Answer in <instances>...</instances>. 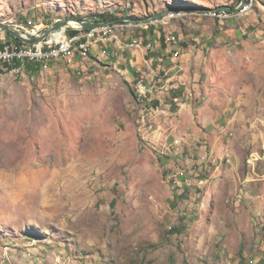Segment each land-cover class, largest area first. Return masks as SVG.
Returning a JSON list of instances; mask_svg holds the SVG:
<instances>
[{
  "label": "rangeland",
  "instance_id": "obj_1",
  "mask_svg": "<svg viewBox=\"0 0 264 264\" xmlns=\"http://www.w3.org/2000/svg\"><path fill=\"white\" fill-rule=\"evenodd\" d=\"M238 4L0 0V22L45 29L112 15L141 24L118 27L109 56L62 59L42 64L31 81L0 82V264H264V0L223 23L190 14ZM179 9L188 15L165 19ZM228 26L238 37L219 34ZM213 33L229 45L226 55L240 58L233 71L219 69L220 80L199 68L198 83L222 88L232 108L224 115L239 123L224 131L230 162L217 171L209 148L200 155L201 142L168 146L184 133L172 101L182 94L157 74L165 36L201 49ZM133 38L154 49H126ZM141 79L154 86L148 100L136 97ZM208 100L195 97L193 109ZM172 172L188 180L176 187Z\"/></svg>",
  "mask_w": 264,
  "mask_h": 264
},
{
  "label": "built area",
  "instance_id": "obj_2",
  "mask_svg": "<svg viewBox=\"0 0 264 264\" xmlns=\"http://www.w3.org/2000/svg\"><path fill=\"white\" fill-rule=\"evenodd\" d=\"M256 2L257 0H245V3L240 6L238 12L235 14L224 11L197 12L190 14H194L199 18H213L219 23H223L232 18L242 17L249 14ZM186 15H188L186 11L179 9L167 12L165 19L167 21H172L184 18ZM93 21H96V18ZM0 24L13 27V29L24 37L28 35L38 36L43 29V24L33 23L32 20L13 23L0 22ZM139 26H141L140 23L128 18L115 23L103 24L99 27L88 30H77L75 34H69L65 29L58 40L52 39L51 35L44 41L34 45H26L23 43L17 45L12 40V37H9L7 33L0 30V82L7 77L19 83L33 80L35 73L40 69L37 72H30L27 69L28 64H38L40 68L42 64L56 62L62 59L72 62L74 59L76 60V58H84L93 53L109 56V49L112 46L113 40L116 39V42L118 41V36L115 33L117 28L119 27L129 30ZM177 41V37L174 34L165 36L163 39V43L166 46L176 44ZM125 48L132 51L145 52L153 50L154 46L151 43L142 46L141 42H138L137 39L133 38L130 44H125ZM143 60L144 65L149 69L151 59L144 58ZM158 60L161 61V59ZM157 66V74L162 75L163 73L162 77L168 76L169 78V70L161 67L159 63ZM160 68H162V70ZM151 73L153 74V71H151ZM77 74H80V72L78 71ZM153 87L154 86L149 85L148 82H145L144 79H141L136 84V97H139L142 100H148V94ZM172 101L178 106V110L183 108L184 103L181 102L179 98L173 97ZM152 117L155 118L156 116L152 115ZM141 120L143 122L145 118L142 116ZM180 142L181 139H175L173 145L170 144L168 146L178 151L176 145L180 144ZM222 161H225L226 163L230 162L228 158H225ZM181 175L182 174H179L178 172H172L169 176L176 187H179L183 182L186 183L188 180L186 176L184 178L180 177ZM205 182L206 181L200 180V184H204ZM260 231L262 240H264V220L261 221Z\"/></svg>",
  "mask_w": 264,
  "mask_h": 264
},
{
  "label": "crops",
  "instance_id": "obj_3",
  "mask_svg": "<svg viewBox=\"0 0 264 264\" xmlns=\"http://www.w3.org/2000/svg\"><path fill=\"white\" fill-rule=\"evenodd\" d=\"M221 28L223 32L220 31L221 33H218L228 35L231 39L239 35L238 30H234L231 26H228V28ZM8 36L11 37L9 34ZM217 36L218 34L216 33L213 41L209 42V44L211 43V47L208 48H205V44H203L202 48L199 49L198 45L196 46L194 44L192 46L177 38L178 41L176 44L170 46L162 44L163 46H161V49L157 50L158 53H161L160 55L162 58L160 57V59L164 63L163 68L165 69L168 64L170 65L167 68V70H169V78L167 79V82L170 84L169 87L182 94V98L180 97V99L184 103V106L180 109L182 113L180 133L184 132L182 134L191 136V138H187L180 134L181 137L175 139H181V141L183 140V142L187 144L190 141L201 142L203 144V146L200 147L201 156L207 154L204 149L209 148L211 153L215 155V164L217 160V166L215 167L216 171L220 170L222 160L231 155L230 144H228L230 141L226 142L223 137L224 131L232 129L233 126L231 125L236 122V114H233L231 118L224 115V112L232 110V108L230 107L231 102L222 95V88L210 87L208 82L202 84L198 83L200 78L199 68L200 66H204L203 73L207 78L214 75L217 80H220L221 75L219 69L227 67L229 71H233L240 61V58H236V55H226V53H224L225 50L223 49L227 48L229 45L226 44L223 37ZM212 42L214 43L212 44ZM242 45L247 50V42L243 41ZM205 52L208 54L207 57L204 55ZM153 56H157V53H154ZM141 58L144 59L143 55ZM243 60L245 61V58H243ZM245 71H247V62H245ZM151 74L146 75V77H151ZM228 75L231 76L232 73ZM201 95L209 98V100L199 104L193 109V99L195 100V97ZM183 99H185V101H183ZM196 126H199V128ZM236 126H239L238 122H236ZM188 131H192V134L188 133ZM213 133L221 134L214 138ZM211 139L216 147H214L213 144L211 146ZM171 145H173V142ZM207 155H209V152Z\"/></svg>",
  "mask_w": 264,
  "mask_h": 264
},
{
  "label": "water",
  "instance_id": "obj_4",
  "mask_svg": "<svg viewBox=\"0 0 264 264\" xmlns=\"http://www.w3.org/2000/svg\"><path fill=\"white\" fill-rule=\"evenodd\" d=\"M245 3V0H240L239 4L234 7L221 6L215 9H204L200 12H213V11H224L228 13L235 14L238 12L241 5ZM120 21V19H113L108 21H93L87 19H63L57 20L50 27L43 29L38 36H26L24 37L19 32H17L13 27L5 24H0V30L9 34L13 39H16L18 42L26 44V45H34L38 44L45 39L49 38L51 35L59 31L67 30H88L92 28L99 27L103 24H110ZM70 23H75L74 26L70 25Z\"/></svg>",
  "mask_w": 264,
  "mask_h": 264
},
{
  "label": "trees",
  "instance_id": "obj_5",
  "mask_svg": "<svg viewBox=\"0 0 264 264\" xmlns=\"http://www.w3.org/2000/svg\"><path fill=\"white\" fill-rule=\"evenodd\" d=\"M238 2H240V0H238ZM108 16V17H107ZM113 19H116L114 16L112 15H99L97 18H96V21H108V20H113ZM91 20H94V19H91ZM77 31H74V30H69L68 33L69 34H75ZM216 35V33H213V38L214 36ZM13 41L17 44V45H21L20 42H18L16 39H13ZM27 69L28 71L30 72H37L38 69H39V65L38 64H28L27 65ZM136 94V93H135Z\"/></svg>",
  "mask_w": 264,
  "mask_h": 264
},
{
  "label": "bare ground",
  "instance_id": "obj_6",
  "mask_svg": "<svg viewBox=\"0 0 264 264\" xmlns=\"http://www.w3.org/2000/svg\"><path fill=\"white\" fill-rule=\"evenodd\" d=\"M70 25L74 26L75 23H70ZM62 32H63V31H59V32L55 33L54 35H52V39H54V40H58V39L61 37Z\"/></svg>",
  "mask_w": 264,
  "mask_h": 264
}]
</instances>
